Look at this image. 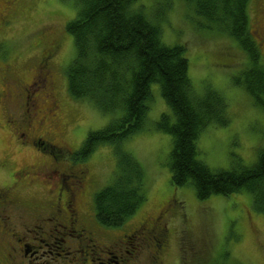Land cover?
Wrapping results in <instances>:
<instances>
[{"label": "rangeland", "instance_id": "1", "mask_svg": "<svg viewBox=\"0 0 264 264\" xmlns=\"http://www.w3.org/2000/svg\"><path fill=\"white\" fill-rule=\"evenodd\" d=\"M135 6L161 29L165 45L186 47L188 73L195 95L203 97L213 90L227 103L230 122L227 126L209 125L201 133L198 140L200 160L213 171L231 170L236 158L245 166L255 165L259 152L264 150V111L254 104L236 80L250 67L248 54L239 42L218 31L216 26L201 27L206 22L185 0H138ZM78 11L74 0H17L10 9L0 8V16L7 12L6 20L0 25V89L21 98L19 104L13 99L5 108L0 107L3 116L0 117V162L10 160L22 167L31 166L37 172L66 174L69 170H83L88 173L89 183L78 202L86 219L88 217L85 226L104 228L109 235L106 242H110V236L120 238L130 234L163 213L166 220L163 222L171 234L170 249L163 264H264V213L253 207L249 192L200 200L193 187L171 185L169 162L173 141L171 135L159 131L156 124L163 114L173 116L157 84L151 85L146 129L121 144V149L130 153L143 169L146 200L119 227L109 228L99 223L95 194L114 181L116 147L101 146L85 161L79 162L74 161V153L90 132L104 129L120 114H104L92 102L77 100L69 93L66 70L76 57V49L74 37L67 33L66 25L77 17ZM248 16L264 66V0H251ZM38 37L43 40L44 48L49 45L44 54L37 47ZM43 70L50 73L52 77L48 82L54 84L51 90L49 83L45 87L40 85L43 88L32 85L35 91L31 99L43 98L49 92L54 94L58 108L53 113L58 121L54 123L48 117L52 122H43L33 132L29 119L18 108L26 102L27 93L23 87L33 76V82L38 76L41 78ZM48 103L53 105L51 99ZM10 121L13 129L8 128ZM32 136L42 138L43 145L50 144L54 148L50 150L45 145L44 150L40 141L32 144ZM52 155L57 158L55 165L51 163ZM6 176L7 171H0V185L4 184ZM17 177L21 179L20 173ZM62 179L59 174L53 175L54 181ZM63 184L71 187L66 177ZM46 197L33 191L23 194L19 210L37 209L35 206ZM2 233L1 230V262L2 257L6 261ZM142 251L140 257L146 264L147 250L143 248ZM109 258L110 261L101 263L123 264L113 255Z\"/></svg>", "mask_w": 264, "mask_h": 264}, {"label": "trees", "instance_id": "2", "mask_svg": "<svg viewBox=\"0 0 264 264\" xmlns=\"http://www.w3.org/2000/svg\"><path fill=\"white\" fill-rule=\"evenodd\" d=\"M77 17L66 25L74 37L76 57L67 67L69 93L92 102L104 114L119 113L109 125L90 132L74 161H85L101 146H115L114 181L95 194L100 224L115 228L131 218L145 202L143 169L121 149L128 138L146 129L151 85L157 84L172 116L163 114L156 124L170 134V182L191 186L198 199L230 196L247 191L253 207L264 213V150L253 166L234 160L231 170L213 171L200 160L198 140L209 126L230 122L226 101L210 90L195 95L183 45L167 46L161 29L142 10L138 0H74ZM251 0H185L206 24L201 27L225 32L248 54L250 67L236 80L264 111V66L256 38L250 31ZM116 116V115H113Z\"/></svg>", "mask_w": 264, "mask_h": 264}, {"label": "flooded vegetation", "instance_id": "3", "mask_svg": "<svg viewBox=\"0 0 264 264\" xmlns=\"http://www.w3.org/2000/svg\"><path fill=\"white\" fill-rule=\"evenodd\" d=\"M16 1L2 0L0 8L3 11L10 9ZM7 12L0 16V25L6 20ZM36 44L41 53L49 50V45L44 48L41 37L37 38ZM40 72L41 78L38 76L36 82H33V76L29 80L30 83L23 87L27 93L26 98L24 97L26 102L18 108L29 119L33 132H36L43 122L58 121L56 113H53L58 108L54 94L49 92L43 98L39 97L35 101L31 99V94L35 91L31 88L32 85L43 88L49 83L51 90V85L54 84L53 81L48 82L52 76L47 70ZM49 98L54 107H50L53 105L48 103ZM13 99L19 104L21 98L18 94L10 95L0 89L1 109ZM0 117L3 118L2 112ZM48 117H51L52 121L48 120ZM9 124L8 128L13 129V122L10 121ZM30 140L34 145L40 141L39 144L44 150L45 145L49 146L50 150L54 148L50 144L43 145L42 138L32 136ZM56 160L52 155L53 165ZM2 170L7 171L8 176L3 178L4 184L0 185V231H3L2 238L5 240L4 245L6 244V254H3L6 261L2 257L0 264H102L103 260L110 261L109 256L112 255L123 264H145L140 257L143 248L147 250L144 256L146 264H163L166 259L171 234L167 224L163 222V213L158 214L152 222L141 224L130 234H123L120 238L110 236V242H106L109 235L104 228L98 225L88 229L85 226L84 222L88 221V217L86 219L83 207L78 202L89 183L88 173L83 170H69L66 174H60L58 171L37 172L31 166L22 167L10 160L0 162V171ZM17 173H20L21 179L17 177ZM57 174L63 179L68 178L71 187L64 186L63 179L54 181L53 175ZM30 191L47 197L35 206L37 209L19 210L21 195Z\"/></svg>", "mask_w": 264, "mask_h": 264}]
</instances>
